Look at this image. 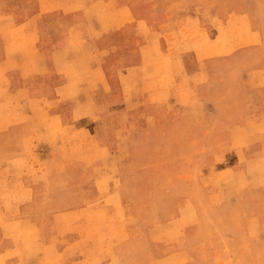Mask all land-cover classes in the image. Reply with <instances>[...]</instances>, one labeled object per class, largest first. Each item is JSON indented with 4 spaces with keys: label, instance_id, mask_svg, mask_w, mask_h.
<instances>
[{
    "label": "rangeland",
    "instance_id": "rangeland-1",
    "mask_svg": "<svg viewBox=\"0 0 264 264\" xmlns=\"http://www.w3.org/2000/svg\"><path fill=\"white\" fill-rule=\"evenodd\" d=\"M0 264H264V0H0Z\"/></svg>",
    "mask_w": 264,
    "mask_h": 264
},
{
    "label": "bare ground",
    "instance_id": "bare-ground-1",
    "mask_svg": "<svg viewBox=\"0 0 264 264\" xmlns=\"http://www.w3.org/2000/svg\"><path fill=\"white\" fill-rule=\"evenodd\" d=\"M139 21V20H138ZM124 23V22H123ZM81 41V40H80ZM24 48V47H23Z\"/></svg>",
    "mask_w": 264,
    "mask_h": 264
}]
</instances>
